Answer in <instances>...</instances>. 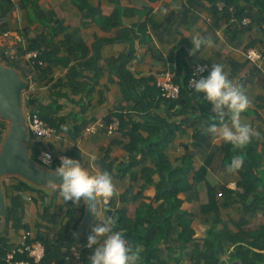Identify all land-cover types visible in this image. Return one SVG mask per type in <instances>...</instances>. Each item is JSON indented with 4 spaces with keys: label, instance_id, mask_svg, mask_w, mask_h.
Segmentation results:
<instances>
[{
    "label": "crops",
    "instance_id": "1",
    "mask_svg": "<svg viewBox=\"0 0 264 264\" xmlns=\"http://www.w3.org/2000/svg\"><path fill=\"white\" fill-rule=\"evenodd\" d=\"M39 7L43 12L52 13L53 20L62 22V28L54 38V45L58 47V57L63 62L54 60L55 63L47 72L36 73V93L42 101L47 99L48 91L53 89V81L65 79L69 66L77 62L81 63L80 79L85 82V86L79 95L70 94L68 98H59V115L68 117L69 125L74 124L72 114L77 115L81 111L78 123L81 122L82 129L79 136L73 138L71 130L64 128L56 129L55 134L44 142L30 135L29 151L35 154L36 151L50 149L57 157L67 150H75L81 165L93 174L94 169L89 166V154H95V169L107 171L116 190L107 205L99 204L98 210L102 216H109V210L126 208L128 215L134 217L137 208L144 202L153 205L159 203L155 199V186L145 184L141 176L144 167L156 170L153 157H143L138 152L137 157L141 162L129 171L124 172L122 169L129 155L126 145L134 137L143 143L153 140L146 126H140L134 131L129 129L134 122L144 124L145 112L140 115L136 110L133 96H124L116 65L109 63L111 59L126 54L131 47L135 48V57L129 68L136 77L152 76L151 85L157 84L167 73H172L174 81L176 78L183 79L186 67L191 69L192 65L199 62L209 65L208 73L214 64H221L228 78L240 86L249 99L248 108L240 115L241 123L249 125L253 135L264 134V59L259 64H252L245 56L249 48L264 51V22L260 19L264 18V0H39ZM0 12L6 13L5 18H0V41L5 33L11 32L20 37L21 48L27 49L32 40L50 34L38 21L30 20L28 10L20 4V0L2 1ZM245 18L248 19L246 24L242 22ZM52 24L59 28L55 21ZM197 33L210 43L192 53L191 37ZM96 45L99 49L98 59L94 58ZM181 53L184 56L180 59V75L177 76L178 55ZM92 59H96L97 66L93 69L84 68L83 62ZM183 63L187 66H183ZM46 66L49 64L45 62L43 67ZM65 90L70 93L69 89ZM77 100H81V104L75 103ZM84 105L88 106L86 112L83 110ZM25 108L34 107L25 104ZM151 110L177 125L174 137L166 149L169 161L181 166V160L193 154V169L188 175L192 187L181 191L179 197L183 200L182 209L194 216L192 225L197 238H203L210 228L214 231L222 228L225 223L227 228L234 231L241 229V221L244 222L242 229L246 231L257 229L264 223V197L241 199L243 189L238 185L241 179L238 170L230 166L218 167L223 163L224 154L215 164L216 157H212V154L223 140L216 139L209 132V118L200 120L201 110L197 103L193 102L188 108L180 104L170 110L168 104L161 103ZM120 112L127 119L131 118L126 128L94 135L84 132V126L90 120H107ZM211 112L216 113L214 104L212 109L206 110V114ZM198 121L202 122L207 145L195 139L193 125ZM226 122L231 124L230 119ZM262 142L264 140L259 145L260 151ZM153 178L157 181L159 174L155 173ZM15 183L17 180H3L7 204V195ZM42 190L48 195L53 191ZM221 191L224 192L223 196H218ZM233 191L238 192L237 196ZM38 196L36 191L28 190L25 193L24 223L32 232L29 239L35 238L36 225L40 221L42 203ZM46 200H49V196ZM256 200L262 208L253 207L252 201ZM57 203H64L59 193ZM79 206L83 207V211L79 212L82 218L78 227V240L74 243L79 257L68 253L70 256L65 264H86L87 257L93 251L88 246L87 237L91 234L95 218L84 225L86 206ZM7 229L9 243L13 246L20 243L27 231L25 227L16 230L11 224L8 225L0 206V233ZM232 250L233 247L226 250L220 259L229 264H244L240 258L230 260ZM260 252L264 253V249ZM171 264L190 262L181 260Z\"/></svg>",
    "mask_w": 264,
    "mask_h": 264
},
{
    "label": "trees",
    "instance_id": "2",
    "mask_svg": "<svg viewBox=\"0 0 264 264\" xmlns=\"http://www.w3.org/2000/svg\"><path fill=\"white\" fill-rule=\"evenodd\" d=\"M4 0H0V3ZM20 4L28 10L29 18L32 21H38L49 31V35L32 40V43L27 49L20 48L19 53L24 54L28 51H38L37 63L35 69L37 72L49 70L53 65L54 60L63 62L61 57H58V47L54 42V38L61 29L62 22L53 20L52 13H46L40 10L39 0H20ZM6 13L0 12V18H5ZM264 22V18H260ZM59 26L57 29L52 22ZM4 23V22H3ZM133 34V33H132ZM133 39V36H132ZM73 48H71V51ZM184 54L178 55V70L177 76L180 75V65ZM98 45L94 48V58L98 59ZM135 57V48L131 49L118 58L111 59L109 63L116 65L117 72L121 78V88L125 97L133 96L136 100V110L145 118L144 124L136 122L129 128L134 131L140 126H146L150 130V139L143 143L139 138H133L131 143L127 144L128 159L122 165L124 172L136 167L141 159L137 157V153H142L143 157L150 156L156 161L157 168H143L141 176L145 180V184H153L157 190L156 201L157 205L150 202H144L138 207L134 217L128 215L126 208L113 209L108 211L109 216L115 218L113 226L114 231H120L124 234L127 242L135 247L141 245L143 251L141 253L142 260L139 264H171L172 262H180L188 260L190 264H229L220 259L221 253H224L229 248L233 247L230 254V260L234 261L240 258L244 264H264V253L260 250L264 249V223L260 224L257 229L246 231L242 229L241 221L238 231L227 228L226 223L222 228L214 231L212 228L207 230L206 235L202 238H197L193 228V214L182 209L183 200L179 197L181 191L191 189L192 184L188 180L189 172L193 169L191 156L186 155L181 160L182 165H173L166 154V149L173 139L177 125L175 122L161 117L156 112H152L154 106L161 103L168 104V109L175 108L177 105L190 107L192 103H197L200 108V120L209 118L207 125L218 123L212 119L216 113L206 114L207 109H212V102L204 98L203 93H197L194 88H189L188 81L191 75V69L186 67V75L183 79H175L180 85V96L176 99L166 98L162 96L161 89L157 84H150L153 80L152 76L136 77L129 64ZM96 59L84 61V68L93 69L97 66ZM181 59V60H180ZM0 61L4 64L14 67L19 70L18 63L12 62L0 52ZM42 61L43 64H40ZM45 62L49 66L43 67ZM23 74V73H22ZM82 67L81 63L70 65L66 78H58L53 81V84L47 95V99L42 101L41 96L35 90L30 94L24 105L33 106L39 109L40 117L45 120L50 126L60 129L64 128L71 130L73 138H77L81 133V111L79 114H72L71 118L74 124L69 125L68 117L59 115L60 105L59 98H68L69 95H79L85 86V82L81 81ZM50 87V88H51ZM65 89H69L70 93ZM157 98V100H156ZM155 100L157 102H155ZM75 103L81 104V100ZM88 105V104H87ZM87 105H84L86 112ZM113 117L119 119V128H126L129 125L131 118L120 112L114 114ZM112 117V118H113ZM111 117L106 121H111ZM229 118L226 116L225 121ZM201 121L193 125L195 129L194 136L196 141L207 145L205 140V132L201 128ZM6 122L0 120V143L6 130ZM85 127V126H84ZM261 140H264V134L252 135L250 142L243 147H235L232 144L223 141L216 151L212 154L215 158V164L225 155L223 163L218 167H227L231 165L234 158L241 159V166L236 168L241 176L238 185L243 189L240 198L246 200L250 196L261 199L264 197V142H262V150H259ZM80 161L77 152L67 150L63 152ZM39 151L33 154V159L41 164L38 160ZM60 163L59 159H55L49 168L55 169L54 166ZM214 168V164H212ZM159 174V179L154 180L153 175ZM36 191L42 203V208L39 210L40 221L36 225L35 238L28 239L27 242L41 241L45 247V255L40 262H34L27 252H17L16 259H25L31 261L32 264H65L71 246L78 240L79 223L82 215L79 212L83 211L79 205H74L70 201L63 204L57 203L58 188L48 195L44 190L33 186L32 184L17 179V183L11 186V192L7 195L8 204L6 209L5 220L7 224L18 230L25 227V193L26 191ZM224 190H228L224 188ZM230 191V189H229ZM234 192V191H233ZM224 194V192H223ZM237 196L238 192H234ZM49 196V200L46 197ZM257 199V200H258ZM256 201H252V205L262 208ZM249 206V205H248ZM250 207V206H249ZM13 246L8 240V229L4 233H0V264H7L6 258ZM219 249V252H217ZM254 249H258L256 251ZM238 264V263H236Z\"/></svg>",
    "mask_w": 264,
    "mask_h": 264
},
{
    "label": "clouds",
    "instance_id": "3",
    "mask_svg": "<svg viewBox=\"0 0 264 264\" xmlns=\"http://www.w3.org/2000/svg\"><path fill=\"white\" fill-rule=\"evenodd\" d=\"M192 53L201 49L202 45L210 43L198 33L191 37ZM194 91L203 93L204 98L214 104L216 115L212 117L218 123H211L209 132L218 140H223L235 147L247 145L253 129L242 124L240 115L249 106V99L242 88L228 78L221 64H214L208 75L190 81ZM231 121L229 125L225 117ZM42 165H51L52 156L44 152L40 157ZM95 154H89V166L94 174L84 168L78 159L65 155L60 157V163L55 167V175L59 181L49 180L53 189L59 191L61 199L70 201L74 205L83 204L95 220L91 226V234L87 237L88 246L93 249L87 257L86 264H139L142 260L143 248L141 245L131 246L124 234L114 231L115 218L104 217L97 209V203L107 205L115 195V187L111 175L107 171L95 169ZM241 159L234 158L230 167L239 168ZM73 254L79 257V251Z\"/></svg>",
    "mask_w": 264,
    "mask_h": 264
},
{
    "label": "built area",
    "instance_id": "4",
    "mask_svg": "<svg viewBox=\"0 0 264 264\" xmlns=\"http://www.w3.org/2000/svg\"><path fill=\"white\" fill-rule=\"evenodd\" d=\"M244 24L248 23V19L245 18L242 21ZM21 39L18 35L7 32L4 34L2 40L0 41V52L3 56L7 57L12 62L18 63L19 71L22 76L27 80L28 87L26 89L27 97L32 94L37 88L36 80V69L35 65L37 63L38 51L32 50L24 54H20ZM247 60L252 64H259L264 59V51L258 48H249L245 52ZM43 64L42 61H39ZM209 65L207 63L199 62L191 67V75L188 81L189 88H193L190 81L193 76L197 79L207 76ZM157 86L161 89L162 96L166 98L176 99L180 96V85L173 80L172 73H167L165 76L157 81ZM27 123L29 126L30 134L40 142H44L49 139L57 131L56 128L50 126L45 120H43L39 115L38 108L27 109ZM119 119L113 117L111 121H106L102 119L90 120L84 127V132L89 135L98 134L100 132L112 133L119 129ZM44 152L51 153L52 161L59 159L61 156L67 154L61 153L57 157L50 149H42L39 151L38 160H40L41 154ZM41 161V160H40ZM48 166V165H46ZM218 196H223V192H219ZM32 232L27 230L22 236L20 243L8 253L6 262L7 264H32L31 261L25 259H16L15 255L17 252L26 253L33 259L34 262H40L45 255V247L41 241H34L28 243L27 240L31 237ZM74 250L78 251L76 245H72L69 253L73 254ZM74 255V254H73ZM70 255L67 257L69 258Z\"/></svg>",
    "mask_w": 264,
    "mask_h": 264
},
{
    "label": "water",
    "instance_id": "5",
    "mask_svg": "<svg viewBox=\"0 0 264 264\" xmlns=\"http://www.w3.org/2000/svg\"><path fill=\"white\" fill-rule=\"evenodd\" d=\"M27 87L28 82L18 69L0 61V117L11 121L0 143V206L5 215L7 201L3 176L18 175L20 179L40 189L48 186L49 180H60V177L55 175V169L48 166L42 167L45 165L31 158L27 153L28 150L26 151L25 141L31 135L23 110V94ZM97 209H99V203H97ZM94 218L86 207L83 224L87 225ZM239 261L243 263L241 260L237 262Z\"/></svg>",
    "mask_w": 264,
    "mask_h": 264
},
{
    "label": "rangeland",
    "instance_id": "6",
    "mask_svg": "<svg viewBox=\"0 0 264 264\" xmlns=\"http://www.w3.org/2000/svg\"><path fill=\"white\" fill-rule=\"evenodd\" d=\"M23 101H24V97H23ZM23 110H24V113H25V117H26V120H27V116H28V111L26 110L25 108V105H23ZM0 120L6 122L7 126L6 128L9 127L11 121L10 120H4L0 117ZM0 147H1V144H0ZM25 147H26V151L27 153H29L28 155L33 158V154L29 151V138L27 137V140L25 141ZM42 167H47L46 165L45 166H42ZM17 180V179H20V177L18 175H15V174H7L5 176H3V180ZM43 189L45 190H50V189H53L50 185L44 187Z\"/></svg>",
    "mask_w": 264,
    "mask_h": 264
},
{
    "label": "bare ground",
    "instance_id": "7",
    "mask_svg": "<svg viewBox=\"0 0 264 264\" xmlns=\"http://www.w3.org/2000/svg\"><path fill=\"white\" fill-rule=\"evenodd\" d=\"M25 92H26V90H25ZM25 92H24V94H23V97H24V103H25V100H26V98H27V95H26Z\"/></svg>",
    "mask_w": 264,
    "mask_h": 264
}]
</instances>
